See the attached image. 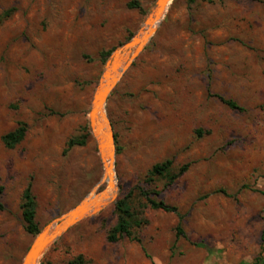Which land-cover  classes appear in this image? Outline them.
Returning <instances> with one entry per match:
<instances>
[{
  "label": "rangeland",
  "instance_id": "obj_1",
  "mask_svg": "<svg viewBox=\"0 0 264 264\" xmlns=\"http://www.w3.org/2000/svg\"><path fill=\"white\" fill-rule=\"evenodd\" d=\"M155 4L0 0V264H22L37 235L21 217L28 182L40 232L102 180L92 99L110 55ZM104 113L115 202L127 197L145 221L132 229L139 240H107L117 220L111 202L72 225L37 264H251L258 255L264 264V0L171 1ZM20 123L23 140L5 147L2 136ZM70 139L84 144L65 151ZM168 159L167 175L148 174ZM144 193L177 208L184 236L175 235L178 215L151 208Z\"/></svg>",
  "mask_w": 264,
  "mask_h": 264
},
{
  "label": "water",
  "instance_id": "obj_2",
  "mask_svg": "<svg viewBox=\"0 0 264 264\" xmlns=\"http://www.w3.org/2000/svg\"><path fill=\"white\" fill-rule=\"evenodd\" d=\"M173 0H156V4L148 17L145 20V23H148L147 30L145 35L142 38H139L140 31L128 42L123 44L121 47L114 50L110 55L109 60L106 63L105 70L102 74L100 82L96 88L92 99V106L89 112V125L90 130L93 136L95 135L96 128V116L97 112H100L102 109L104 111V105L106 99L116 85L122 74L130 66L135 57L142 51L150 36L155 30V24H159L168 5ZM161 18V19H160ZM110 73L113 74L110 76ZM111 79H110V78ZM106 117V115H105ZM106 122L110 134V160L113 161L114 168V137L112 132V127L109 123L108 118L106 117ZM99 156H101L102 144L97 141ZM102 164L103 160L101 159ZM109 174L112 175L110 171ZM112 176H110L109 184L113 185ZM101 181V180H100ZM98 182L93 190L87 194L77 205L72 207L70 210L65 212L62 216L56 218L50 224L45 226L38 234L35 236L33 242L29 246L27 252L25 253L22 264H37L38 259L42 252L54 241H56L62 234H64L72 225L81 220L83 217L93 214L99 211L104 206L108 205L111 202H115L116 194L108 201L105 202H94L89 201V196L92 195L101 182ZM117 188V187H116Z\"/></svg>",
  "mask_w": 264,
  "mask_h": 264
},
{
  "label": "trees",
  "instance_id": "obj_3",
  "mask_svg": "<svg viewBox=\"0 0 264 264\" xmlns=\"http://www.w3.org/2000/svg\"><path fill=\"white\" fill-rule=\"evenodd\" d=\"M193 2L194 0H189ZM129 7H139L137 2L131 1L128 3ZM108 54V53H107ZM226 106L231 109H235L238 111H243L244 108L238 104L236 101L232 99L225 98L221 95H216ZM26 133V125L24 123H20L15 129L6 132L2 136V142L7 148H14L18 143H20ZM84 141H77L75 139H70L67 143V147L65 151L73 147L74 145H83ZM172 161L166 160L162 163L154 164L151 169L148 171V174L151 176H165L170 171ZM189 164L181 165L175 173H172L169 176V182H173L179 176H181L185 171H187ZM1 191V187H0ZM264 194V192H262ZM144 196L147 197L148 204L153 209H161L166 212H172L178 215L179 221L175 226V235L176 238L179 236H184V231L181 227V216L177 211L175 206L166 204L162 200H156L148 198V194L144 193ZM115 212L117 215V220L112 228L109 230L107 234V240L110 242H116L123 237H130L136 240V237L132 236L133 227H141L145 224V221L138 219L133 212L131 211V207L128 202L127 197L119 198L114 204ZM4 209V205L0 200V210ZM21 217L24 223L25 230L31 234L36 235L39 232V227L36 221V199L32 192L31 183L28 182L21 194ZM261 241L264 242V225L261 232ZM261 256H256L251 264H259L261 262Z\"/></svg>",
  "mask_w": 264,
  "mask_h": 264
},
{
  "label": "bare ground",
  "instance_id": "obj_4",
  "mask_svg": "<svg viewBox=\"0 0 264 264\" xmlns=\"http://www.w3.org/2000/svg\"><path fill=\"white\" fill-rule=\"evenodd\" d=\"M161 19V18H160ZM148 23H145L143 27L140 30L139 38H142L145 35V32L148 27ZM155 24L154 26H156ZM113 74L110 73V76ZM110 78V77H109ZM111 79V78H110ZM94 138L97 139L100 144H102L101 149V159L103 160V167H104V173L103 178L100 181V185H102V188L100 185L98 188L93 191L92 195L89 196V201L91 203L94 202H105L110 200L117 191L116 185H115V174H114V168H113V161L110 160V134L106 122V117L103 109L100 112H97L96 116V128L94 133ZM112 172V175L109 174V172ZM110 176H112V182H114L113 185L109 184ZM100 187V188H99Z\"/></svg>",
  "mask_w": 264,
  "mask_h": 264
}]
</instances>
